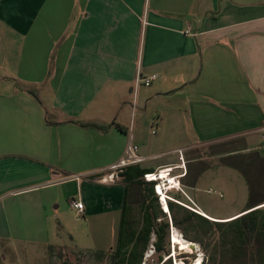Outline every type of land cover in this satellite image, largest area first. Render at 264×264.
<instances>
[{
	"label": "crops",
	"instance_id": "0c3cea01",
	"mask_svg": "<svg viewBox=\"0 0 264 264\" xmlns=\"http://www.w3.org/2000/svg\"><path fill=\"white\" fill-rule=\"evenodd\" d=\"M130 140L148 172L185 178L203 149L264 169V0H0V240L46 238L65 198L118 231L141 198L107 179Z\"/></svg>",
	"mask_w": 264,
	"mask_h": 264
},
{
	"label": "rangeland",
	"instance_id": "374dc122",
	"mask_svg": "<svg viewBox=\"0 0 264 264\" xmlns=\"http://www.w3.org/2000/svg\"><path fill=\"white\" fill-rule=\"evenodd\" d=\"M159 108L165 109L166 105L159 103ZM146 129L145 139H147V133L151 131L150 125ZM163 139L162 142H159L155 146L154 151L168 152L171 149V146L168 145L169 141L166 142V138ZM142 144H145V140ZM227 149L230 148L228 147ZM210 152L212 153L210 150H202V157L205 160H198L192 163L190 167H187L188 175L185 178L183 177L186 169L185 164L184 169L182 168L183 163L180 164V161L176 167L172 166L174 168L180 167V169L171 172V175H183V178L177 179L179 180V184L177 180L171 183L173 181L170 176L167 178L170 179L168 183L165 180L163 182L160 180V185L163 189L173 186L171 189L166 190L169 197L176 204L180 202L186 209L188 207L197 208L199 206L206 214L219 220L218 218L232 216L235 212L245 208L249 202L264 197V169L262 167L258 168V165L255 164L251 157L250 164L252 167L245 174L234 170V165L237 166L245 163L247 157L226 156L223 158L212 155ZM139 153H143L142 149H140ZM179 153L181 152L176 151L175 153L161 154L154 157L150 163L157 164L167 160L177 161ZM145 164H149V162L147 161ZM164 167H169V165ZM162 168L163 166L155 167L153 171L158 173ZM167 184L170 185L168 186ZM134 190L132 192H134L133 196L135 198ZM67 199L65 198L61 201L58 220L50 219L48 221L46 238H40L41 240L34 242L11 241L12 243L0 240V264H64L65 261L69 264H112V254L117 240L119 218L117 217L105 222L103 226L99 225L97 228L93 222H87L83 216L75 214L74 211L66 210ZM140 199V194L138 193L136 204L132 207L130 213L131 218L136 221H139L141 218L138 204ZM158 204L163 212L159 202ZM180 214L181 216L179 217L181 218L183 212H180ZM166 218L170 221L169 214H166ZM232 219L234 218L222 219L220 221L224 222ZM181 227V230L173 227L169 228L165 250H168L170 255L168 256L166 252H163L161 254L162 262L171 256V264H174V261L175 264L176 261H181L184 264H193L197 260H201V264L206 259V254L199 242L201 240L203 244H206L208 241L205 240L201 230L195 224L183 222ZM184 232L187 234V237L184 236ZM174 234L183 236L193 244V247L183 251L176 245L174 251L172 240ZM154 240V235H151L141 264H158V254L154 252L153 247ZM209 250H212V247H209ZM219 261L220 264H239L235 260L227 261L226 258H221Z\"/></svg>",
	"mask_w": 264,
	"mask_h": 264
},
{
	"label": "trees",
	"instance_id": "16d2710c",
	"mask_svg": "<svg viewBox=\"0 0 264 264\" xmlns=\"http://www.w3.org/2000/svg\"><path fill=\"white\" fill-rule=\"evenodd\" d=\"M126 168V167H125ZM130 173H127V172ZM148 172L138 164L127 166L119 173L124 181L134 183L141 191L139 221L130 216V208L122 210L117 240L112 254V264H141L144 253L149 245L151 235H154V252L158 254V264H171L172 258L168 257L162 262V253L170 255L165 250L169 228L181 230L183 222H191L197 226L208 243L200 246L206 254V259L201 264H220L221 258L227 261H237L239 264H264V207H258L264 197L249 202L246 209L239 217L228 220H208L174 202H167L170 221L161 211L157 195L154 192L155 182H145L143 175ZM255 206V207H254ZM180 212H183L182 217ZM234 218V217H232ZM184 236L187 234L184 232ZM213 244V245H212ZM211 245V246H209ZM212 247V250H209ZM64 264H69L64 262Z\"/></svg>",
	"mask_w": 264,
	"mask_h": 264
},
{
	"label": "built area",
	"instance_id": "2783aa9c",
	"mask_svg": "<svg viewBox=\"0 0 264 264\" xmlns=\"http://www.w3.org/2000/svg\"><path fill=\"white\" fill-rule=\"evenodd\" d=\"M154 80V77L151 76V77H148V78H141V77H137L136 80H135V87L137 88L140 84L144 85V86H149L150 83ZM182 157H180L181 159ZM144 158H142L139 154H138V147L136 144H134L131 140L129 141L128 145H127V148L125 150V154L124 156L119 160V162L113 166H111L110 168V173L107 175V179L108 181H115L116 179L119 178V173L122 172V170L127 167V166H130V165H136V164H140L142 162H144ZM182 160V159H181ZM182 168L184 169V164L182 165ZM164 169H173L172 166L170 167H163L161 170H164ZM173 171V170H172ZM171 171V172H172ZM171 172H168L169 173V176L171 177V180L174 181V180H177L179 178H181L183 175L181 176H175V175H171ZM185 172H186V169H185ZM156 172L153 171L152 173H147V174H144L143 175V179L145 182H148V183H151V182H155V184L153 185L154 187V192L155 194L157 195V198H158V202L160 203V205L162 204V201L163 200V195L161 194V190H159V185H160V182L156 179ZM185 175V174H184ZM104 180V178H103ZM168 181L170 179H167ZM178 184H179V180H177ZM163 184V183H162ZM170 185V184H169ZM168 185V186H169ZM164 191V196L166 197L167 199V202L168 201H174L172 198L169 197L168 195V192L166 189L162 190ZM175 202V201H174ZM176 203V202H175ZM177 204L179 205H183L182 203L180 202H177ZM70 206L77 210L78 213H82L83 209H84V206L82 204V202L80 201H75V200H72L70 202ZM162 206V205H161ZM189 210L199 214V210L197 208H192V207H188Z\"/></svg>",
	"mask_w": 264,
	"mask_h": 264
},
{
	"label": "bare ground",
	"instance_id": "6f19581e",
	"mask_svg": "<svg viewBox=\"0 0 264 264\" xmlns=\"http://www.w3.org/2000/svg\"><path fill=\"white\" fill-rule=\"evenodd\" d=\"M172 170L171 169H166V170H161V171H159L158 173H156L155 175H156V179L157 180H159V182H160V180L163 182L164 180H166L167 178H168V176H169V173L168 172H171ZM175 181V180H174ZM174 181L173 182H171V183H174ZM168 185V184H167ZM160 187H159V190H161V194L163 195V200L164 201H162V210H163V212H165V213H168L169 214V210H168V206H167V199H166V197L164 196V193H163V191L162 190H164L163 188H162V186L161 185H159ZM173 186H169V187H167L166 189H171ZM261 207H264V206H262L261 205ZM206 217H208V216H206ZM237 217H239V216H237ZM237 217H235V218H237ZM208 218H210V217H208ZM234 218V219H235ZM211 220H216V219H213V218H210ZM174 232V231H173ZM176 232V231H175ZM178 234V233H177ZM172 240H173V247H174V251H175V249H176V245L177 246H179V249L180 250H189L190 249V247H191V245H193L190 241H188V240H186L183 236H179V235H173L172 236ZM175 253V252H174ZM148 254V253H147ZM200 261L201 260H197V261H195L193 264H200ZM176 264H184L183 262H178V261H176Z\"/></svg>",
	"mask_w": 264,
	"mask_h": 264
},
{
	"label": "water",
	"instance_id": "95a60500",
	"mask_svg": "<svg viewBox=\"0 0 264 264\" xmlns=\"http://www.w3.org/2000/svg\"><path fill=\"white\" fill-rule=\"evenodd\" d=\"M259 205H261V204H259ZM259 205H256V206H259ZM255 207V206H254ZM213 221V220H212ZM191 247H193V245H191Z\"/></svg>",
	"mask_w": 264,
	"mask_h": 264
}]
</instances>
